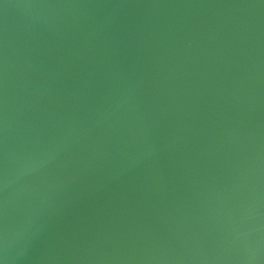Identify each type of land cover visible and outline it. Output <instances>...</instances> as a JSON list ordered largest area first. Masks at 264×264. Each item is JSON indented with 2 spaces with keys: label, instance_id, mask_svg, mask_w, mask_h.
Wrapping results in <instances>:
<instances>
[{
  "label": "water",
  "instance_id": "1",
  "mask_svg": "<svg viewBox=\"0 0 264 264\" xmlns=\"http://www.w3.org/2000/svg\"><path fill=\"white\" fill-rule=\"evenodd\" d=\"M0 264H264V0H0Z\"/></svg>",
  "mask_w": 264,
  "mask_h": 264
}]
</instances>
